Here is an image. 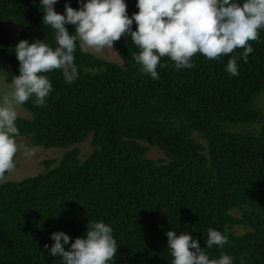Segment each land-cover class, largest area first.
<instances>
[{"label":"trees","instance_id":"obj_1","mask_svg":"<svg viewBox=\"0 0 264 264\" xmlns=\"http://www.w3.org/2000/svg\"><path fill=\"white\" fill-rule=\"evenodd\" d=\"M125 2L129 17L138 13L136 0ZM39 4L0 0V57L13 77L20 41L57 46ZM69 5L79 10L78 0ZM249 43L254 52L247 63L238 60V76L226 67L239 48L218 60L198 53L190 69L165 56L153 80L134 60L140 50L131 37L114 42L120 64L81 51L77 40V76L69 83L62 70L46 73L53 87L46 106L33 96L22 105L30 117L16 121V138L66 152L33 177L0 184V264H63L44 248L54 244L51 234L71 238L67 251L89 221L113 228L119 249L112 264H171L170 230L189 232L210 258L264 264V217L256 211L264 207V107L256 106L264 92V29ZM88 139L92 151L81 160L77 145ZM151 149L163 157L148 158ZM236 226L245 232L236 234ZM210 228L227 237L223 248L206 247Z\"/></svg>","mask_w":264,"mask_h":264},{"label":"clouds","instance_id":"obj_2","mask_svg":"<svg viewBox=\"0 0 264 264\" xmlns=\"http://www.w3.org/2000/svg\"><path fill=\"white\" fill-rule=\"evenodd\" d=\"M58 2L40 0L39 4L44 10L43 24L55 30L57 46L53 48L45 40H22L15 47L19 75L13 77V90L0 103V176L15 168L14 158L21 147L27 155L34 151L17 143L18 106L33 96L37 106H46L53 91L46 73L62 70L69 83L77 76V40L81 51L100 53L105 49L114 51V42L122 36L131 37L140 50L134 60L141 72L150 74L153 80L160 78L157 68L166 67L161 64L165 56L176 69H190L195 67L192 58L198 53L218 60L239 48L243 49L239 57L231 56L226 67L228 73L238 76V60L248 62L254 52L249 42L258 41L264 29V0H136L139 11L131 17L125 0H78L79 10L65 3L64 14L55 11ZM68 25L74 26L73 34ZM87 227L88 231L76 238L67 251L65 246L71 238L62 231L52 233L54 244L50 248L46 244L45 250L53 257H62L63 264H112L119 249L113 228L102 221H89ZM166 236L173 257L171 264H233L228 254L210 258L189 232L177 234L170 230ZM227 243L220 231L208 230L207 248H223Z\"/></svg>","mask_w":264,"mask_h":264},{"label":"rangeland","instance_id":"obj_3","mask_svg":"<svg viewBox=\"0 0 264 264\" xmlns=\"http://www.w3.org/2000/svg\"><path fill=\"white\" fill-rule=\"evenodd\" d=\"M71 0H59V2L54 6L55 11L59 14H64V5L65 3H70ZM6 26L9 29V32L14 40L18 41V31L16 27V23L13 19H9L6 22ZM36 41V40H35ZM94 56L110 61L113 63L120 64V58L113 50L105 49L100 53H96L93 51H87ZM5 74V75H4ZM6 76V79H5ZM13 80V74L10 67L3 61L0 57V103H3V97L13 90L11 87V83ZM257 107H264V92L261 93L256 99ZM18 116L23 118H29L30 114L27 110L23 109L22 106H18L17 108ZM236 129V131L243 129V125H229ZM17 143L26 146L28 149H34L33 154L27 155L25 152V148L21 147L20 151L16 154L14 158L15 168L6 172L3 176H0V184L6 182H19L23 179L33 177L44 171L43 162L46 160L50 161H59L61 157L66 152L61 148H52L45 149L43 147H34L28 143L26 138H16ZM75 147V146H74ZM77 147L81 150L80 159L84 160L87 156L91 154L92 146L90 139L85 142L77 145ZM148 158L157 160L163 157L162 153L156 149H151L147 154ZM256 211L264 217V207L256 209ZM236 216H239L240 213L238 211L233 212ZM236 234H243L245 231L242 227L236 226L232 229Z\"/></svg>","mask_w":264,"mask_h":264}]
</instances>
